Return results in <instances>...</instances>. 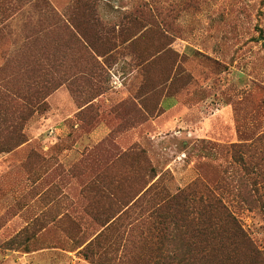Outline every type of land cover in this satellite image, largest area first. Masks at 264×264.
<instances>
[{
	"label": "rangeland",
	"instance_id": "374dc122",
	"mask_svg": "<svg viewBox=\"0 0 264 264\" xmlns=\"http://www.w3.org/2000/svg\"><path fill=\"white\" fill-rule=\"evenodd\" d=\"M257 163L264 0H0V264H180L195 182L264 249Z\"/></svg>",
	"mask_w": 264,
	"mask_h": 264
},
{
	"label": "trees",
	"instance_id": "16d2710c",
	"mask_svg": "<svg viewBox=\"0 0 264 264\" xmlns=\"http://www.w3.org/2000/svg\"><path fill=\"white\" fill-rule=\"evenodd\" d=\"M39 98L40 101L45 98L42 90L26 95L24 111L40 107L44 100L40 104ZM21 138L19 144L25 142L23 135ZM256 141L262 143V139ZM233 145L234 152L237 146ZM250 150L251 147L249 154ZM240 158L247 172L250 164L243 155ZM253 168L264 177V168L259 163ZM251 192L264 208V180L254 184ZM161 195L165 202L158 209V217L164 214L161 220L167 222L165 227L169 231L163 237L180 247V264H264V249L255 243L224 200L206 186L195 182L174 195L168 192Z\"/></svg>",
	"mask_w": 264,
	"mask_h": 264
},
{
	"label": "crops",
	"instance_id": "0c3cea01",
	"mask_svg": "<svg viewBox=\"0 0 264 264\" xmlns=\"http://www.w3.org/2000/svg\"><path fill=\"white\" fill-rule=\"evenodd\" d=\"M88 6H90V5H88Z\"/></svg>",
	"mask_w": 264,
	"mask_h": 264
}]
</instances>
